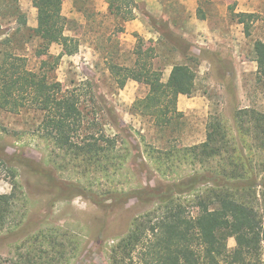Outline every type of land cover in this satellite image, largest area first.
<instances>
[{"label":"trees","instance_id":"obj_1","mask_svg":"<svg viewBox=\"0 0 264 264\" xmlns=\"http://www.w3.org/2000/svg\"><path fill=\"white\" fill-rule=\"evenodd\" d=\"M20 1L0 0V18L11 11L23 21ZM31 2L37 10V27H16L12 36L5 34L8 38L0 42L4 48L0 51V110L13 115L23 111L41 115L35 132L59 151L62 170L70 167L84 180L82 185L79 182L70 187L87 192L95 182L115 185L129 155L122 154L117 139L106 134L95 117L97 108L87 114L82 108L81 87L87 84L67 89L50 77L62 57L77 54L80 47L77 39L66 36L70 21L62 14L64 0ZM107 2L109 14L119 25L136 20L134 0ZM230 10L231 19L244 26L250 37L256 15ZM163 25L168 28L169 20ZM118 31L123 34L125 29L120 26ZM19 33L40 42L38 71L28 67L25 57L12 52L10 47ZM53 45L62 48L59 57L50 54ZM253 53L257 82L264 85V42H257ZM153 54L154 48L138 46L133 68L110 65L109 70L120 89L128 81L149 89L132 111L152 119L156 128L167 130L182 117L177 109L179 96L191 98L195 93L197 64L192 59L173 65L167 83H163L162 73L152 62ZM108 115L115 124V111L108 109ZM1 133L6 129L0 125ZM148 158L158 164L165 185L141 193H86L98 206L106 197L125 203L135 198L145 206L152 204L130 219L128 231L106 254L108 264H264V113L254 108L237 110L231 127L220 118H211L204 143L169 151L151 148ZM0 163L15 179L1 150ZM184 166L191 167L192 172L178 177V170ZM17 189L14 183L11 194L0 195V237L18 235L22 219L16 212ZM186 194L194 195L187 205L179 198ZM191 209L196 211L194 215ZM230 239L236 243L232 250L228 248ZM11 246L14 250L8 257H0V264H70L79 248L62 228L23 236Z\"/></svg>","mask_w":264,"mask_h":264},{"label":"rangeland","instance_id":"obj_2","mask_svg":"<svg viewBox=\"0 0 264 264\" xmlns=\"http://www.w3.org/2000/svg\"><path fill=\"white\" fill-rule=\"evenodd\" d=\"M67 1L73 3L75 11L67 7ZM64 4L62 14L70 21L66 36L77 39L80 47L77 54L63 56L50 77L67 89L87 84L81 87L82 108L86 114L97 108L95 117L106 134L117 139L122 154L129 155L115 185L95 182L87 192L141 193L163 186L165 177L158 173V164L148 158L151 148L169 151L199 145L207 139L211 118H220L231 127L237 110L254 108L264 113V85L257 82L255 67L250 64L255 60V44L264 42V0H134L140 27L128 33L126 23L119 25L109 14L107 0V11L103 0H64ZM18 8L23 21L11 11L0 18V42L8 38L5 34L12 36L16 27H37V10L31 0H21ZM231 8L236 14L255 10L250 37L244 26L231 19ZM168 20L167 28L163 22ZM120 26L125 29L123 34L118 31ZM22 33L10 48L27 59L31 70L38 71L40 42L22 37ZM138 46L144 50L154 48L152 62L162 73L163 83H167L173 65L192 59L197 64L195 93L191 98L184 96L187 101L181 108L177 105L182 117L167 130L156 128L152 119L132 111L136 102L147 97L149 89L134 81L120 89L109 70L110 65L133 68ZM50 54L59 57L62 48L53 45ZM110 108L117 116L115 124L108 115ZM40 121L41 115L34 111L13 115L0 110V125L6 129L0 134V150L15 176L13 179L0 163V195L11 194L14 183L19 186L16 212L22 219L17 236L0 237V257H8L14 250L11 243L23 236L62 228L79 247L70 264H108L106 254L128 231L130 219L149 210L152 204L145 206L133 197L128 203L106 197L98 206L86 191L70 187L79 182L82 185L84 180L70 167L61 169L59 151L35 132ZM191 172V167L184 166L178 170V177ZM193 197L186 194L179 198L187 205ZM195 212L191 209L193 215ZM235 246V240L230 239L228 248Z\"/></svg>","mask_w":264,"mask_h":264},{"label":"crops","instance_id":"obj_3","mask_svg":"<svg viewBox=\"0 0 264 264\" xmlns=\"http://www.w3.org/2000/svg\"><path fill=\"white\" fill-rule=\"evenodd\" d=\"M103 1H104V11H107L108 10V5L105 4V0H103ZM189 1H191V0H189ZM190 3H192V2H190ZM66 4H67V7H69L73 11H75V6L73 5V3H72V5L69 2L66 3ZM66 4H64V6H63V8H64L63 13L66 10V8H65ZM242 13H245V14H254L255 13V10L254 9H245ZM139 24H140V21L139 20H136V21H134L132 23L131 22L126 23V25H125L126 33H128L129 31H132V32L139 31V27H140ZM242 64L246 65V63H242ZM250 64H252L251 67H253V66L255 67L254 68L255 69L254 71L256 73L257 72V69H258L257 68V63L255 61L254 62L252 61V62H250ZM186 101L187 100H186V98H184V96H179V98H178V105H179V107L181 108L182 105H185L186 104ZM192 102H197V100H194Z\"/></svg>","mask_w":264,"mask_h":264}]
</instances>
